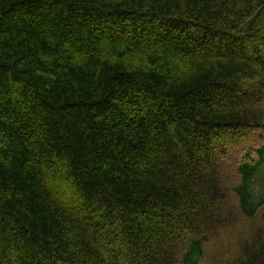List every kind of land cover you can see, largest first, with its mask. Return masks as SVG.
I'll return each instance as SVG.
<instances>
[{
	"label": "trees",
	"instance_id": "16d2710c",
	"mask_svg": "<svg viewBox=\"0 0 264 264\" xmlns=\"http://www.w3.org/2000/svg\"><path fill=\"white\" fill-rule=\"evenodd\" d=\"M263 209L264 0H0V264H264Z\"/></svg>",
	"mask_w": 264,
	"mask_h": 264
},
{
	"label": "rangeland",
	"instance_id": "374dc122",
	"mask_svg": "<svg viewBox=\"0 0 264 264\" xmlns=\"http://www.w3.org/2000/svg\"><path fill=\"white\" fill-rule=\"evenodd\" d=\"M252 222L255 227H258L259 225H264V209L259 213L258 216H256V219H254ZM207 264H212V259H208Z\"/></svg>",
	"mask_w": 264,
	"mask_h": 264
}]
</instances>
